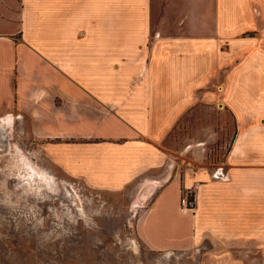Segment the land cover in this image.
Segmentation results:
<instances>
[{"label":"crops","instance_id":"obj_1","mask_svg":"<svg viewBox=\"0 0 264 264\" xmlns=\"http://www.w3.org/2000/svg\"><path fill=\"white\" fill-rule=\"evenodd\" d=\"M263 40L264 0H0V120L26 115L88 186L144 181L149 249L209 243L203 264H264V76L250 77L249 113L221 77L247 55L263 67ZM219 96L237 120L225 165L178 175L160 141Z\"/></svg>","mask_w":264,"mask_h":264},{"label":"rangeland","instance_id":"obj_2","mask_svg":"<svg viewBox=\"0 0 264 264\" xmlns=\"http://www.w3.org/2000/svg\"><path fill=\"white\" fill-rule=\"evenodd\" d=\"M226 71L221 77L234 85L240 112L249 113V80L263 77L264 66L255 68L247 55ZM2 130L0 264L205 262L209 243L152 250L139 239L136 221L150 200L143 202L144 181H131L116 190L88 186L45 155L26 115L14 118L9 131ZM236 131L237 120L223 98L196 104L194 112L178 118L160 141L167 152V166H176L180 175L187 168L225 165Z\"/></svg>","mask_w":264,"mask_h":264},{"label":"built area","instance_id":"obj_3","mask_svg":"<svg viewBox=\"0 0 264 264\" xmlns=\"http://www.w3.org/2000/svg\"><path fill=\"white\" fill-rule=\"evenodd\" d=\"M181 210H192L195 206L194 193L192 188H183L179 197Z\"/></svg>","mask_w":264,"mask_h":264},{"label":"bare ground","instance_id":"obj_4","mask_svg":"<svg viewBox=\"0 0 264 264\" xmlns=\"http://www.w3.org/2000/svg\"><path fill=\"white\" fill-rule=\"evenodd\" d=\"M2 120V122H1ZM0 120V131L4 128V130H7L9 131L11 129V126H12V122H13V118L11 115H7L5 117H3L2 119ZM3 131V130H2ZM6 131V132H7ZM4 133V132H3Z\"/></svg>","mask_w":264,"mask_h":264}]
</instances>
